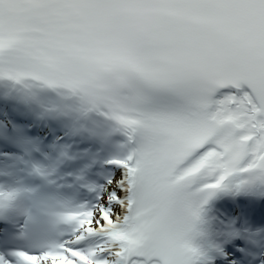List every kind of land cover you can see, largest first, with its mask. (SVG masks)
<instances>
[{
	"label": "snow or ice",
	"instance_id": "obj_1",
	"mask_svg": "<svg viewBox=\"0 0 264 264\" xmlns=\"http://www.w3.org/2000/svg\"><path fill=\"white\" fill-rule=\"evenodd\" d=\"M0 264H264V0H0Z\"/></svg>",
	"mask_w": 264,
	"mask_h": 264
}]
</instances>
